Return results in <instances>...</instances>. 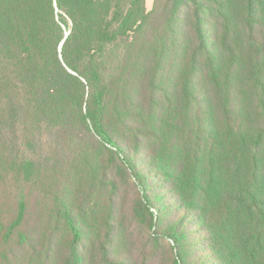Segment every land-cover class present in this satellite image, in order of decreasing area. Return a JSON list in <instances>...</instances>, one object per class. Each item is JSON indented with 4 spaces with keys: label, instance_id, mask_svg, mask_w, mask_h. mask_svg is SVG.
<instances>
[{
    "label": "trees",
    "instance_id": "trees-1",
    "mask_svg": "<svg viewBox=\"0 0 264 264\" xmlns=\"http://www.w3.org/2000/svg\"><path fill=\"white\" fill-rule=\"evenodd\" d=\"M146 3L0 0V153L18 149L11 170L21 189L50 163L48 153L65 151L90 133L143 189L134 211L149 228L167 207L156 205L161 197L150 200L140 164L160 169L180 205L199 210L205 255L215 264H264V45L250 67L251 81L261 88L257 126L238 101L244 89L239 74L249 72L242 44L257 37L263 1L166 0L151 12ZM198 99L210 112L207 127L194 115L186 166L151 137L161 100ZM220 158L242 172L234 183L218 175ZM230 203L237 204L241 226ZM165 234L177 247L174 264H186L188 232L172 221ZM67 262L81 264L82 257L73 249Z\"/></svg>",
    "mask_w": 264,
    "mask_h": 264
},
{
    "label": "rangeland",
    "instance_id": "rangeland-1",
    "mask_svg": "<svg viewBox=\"0 0 264 264\" xmlns=\"http://www.w3.org/2000/svg\"><path fill=\"white\" fill-rule=\"evenodd\" d=\"M262 1L260 24L253 29L257 37L242 44V58L249 72L246 76L239 74L244 89L238 101L254 126L261 116L258 100L261 88L251 81L253 67H250L253 60L262 56ZM146 4L148 12L156 5L161 11L166 0H147ZM159 103L164 109L151 138L165 154L167 147L172 157L180 159L186 166L191 165L193 148L189 151L188 141L191 140V125L194 126L192 121L197 114L203 127H207L205 118L210 112L209 104L201 99L193 104L189 101L168 104L163 100ZM130 142L126 138L124 144ZM16 153L18 149L14 153L7 149L3 155L0 153V264H68L73 249L82 257L81 264H174L178 257L177 247L165 234L172 221L188 232V240L183 242L186 264H201V260L215 264L205 255L209 247L203 226L198 224L199 210L180 205L159 174L160 169L152 172L153 169L140 164L137 170L143 174L144 188L152 203L161 197L163 201L156 205L167 207L164 214H157L156 227L149 228V223L141 221L135 212L138 203L141 207L143 189L119 157L94 135H81L67 150L48 153L50 163L21 189L11 170ZM262 161L264 163L263 155ZM234 166L233 162L220 158L218 175L230 184L243 175ZM240 168L246 171L245 165ZM210 201L212 205L216 204L213 198ZM229 205L238 218L237 225L241 226L237 204ZM68 220L78 228L79 238ZM226 222L232 225L233 216L229 215Z\"/></svg>",
    "mask_w": 264,
    "mask_h": 264
},
{
    "label": "crops",
    "instance_id": "crops-1",
    "mask_svg": "<svg viewBox=\"0 0 264 264\" xmlns=\"http://www.w3.org/2000/svg\"><path fill=\"white\" fill-rule=\"evenodd\" d=\"M147 1V0H146Z\"/></svg>",
    "mask_w": 264,
    "mask_h": 264
}]
</instances>
